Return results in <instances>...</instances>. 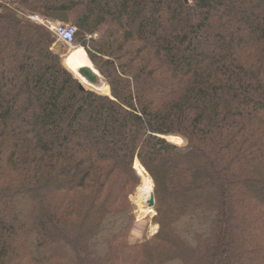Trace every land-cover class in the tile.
<instances>
[{"label": "trees", "instance_id": "obj_1", "mask_svg": "<svg viewBox=\"0 0 264 264\" xmlns=\"http://www.w3.org/2000/svg\"><path fill=\"white\" fill-rule=\"evenodd\" d=\"M30 14L77 28L111 98ZM0 264H264V0H0Z\"/></svg>", "mask_w": 264, "mask_h": 264}, {"label": "rangeland", "instance_id": "obj_2", "mask_svg": "<svg viewBox=\"0 0 264 264\" xmlns=\"http://www.w3.org/2000/svg\"><path fill=\"white\" fill-rule=\"evenodd\" d=\"M34 15H37V14H34ZM30 16H31V14L28 15V18ZM56 22H58V23H60L62 25H65V26H72V24L70 22H62L60 20H56ZM33 23H35V22H33ZM75 46L83 48L79 43L77 45H75ZM104 83L105 82L103 81V84ZM87 88L96 91L97 94L99 93L100 95H110L109 94L110 91H104V93H101L100 91H97L96 89H92L90 87H87ZM109 90H110V87H109ZM167 140H168L169 143H172V144H174V145H176L178 147H181V148H185L188 145V140L183 138V137H181V136H168ZM138 163H139V161L136 160L135 163H134V167H136L135 164H138ZM139 165L141 166L140 163H139ZM141 168L145 172V174L148 176L149 180L151 181V184H152V191L151 192L153 193L154 203H155V194H154L155 188H154L153 180H152L150 175L145 171V169L142 166H141ZM135 175H136V178H137V183L134 186L131 194L129 195V199H130V201H131V203H132V205L134 206V209H135L134 210V214L136 215V224H135L136 231L135 232L138 235H142V234L146 233L147 236L152 237L159 230V225H157L153 221V218L156 216V211H155L156 205H154V207L152 209L151 206H150V201H151L150 200V201L145 203V205H146L145 207L146 208H143V209L141 208L140 203L142 201V195L140 194V189H141V186H142V178H141L139 170H135Z\"/></svg>", "mask_w": 264, "mask_h": 264}, {"label": "bare ground", "instance_id": "obj_3", "mask_svg": "<svg viewBox=\"0 0 264 264\" xmlns=\"http://www.w3.org/2000/svg\"><path fill=\"white\" fill-rule=\"evenodd\" d=\"M62 50H65V45L62 46ZM83 66H91L90 60L87 57V54L85 50L81 47H77L71 56L67 59L65 67L76 75V77L79 78V80L85 85V87H90L92 89H96L97 91H100L101 93H104V91H110L107 85L101 84L100 87H92L90 86L83 78H81L78 73V69ZM136 168L139 170L141 178H142V186L140 189V194L142 195V201L140 203L141 208H146L145 203L151 200L152 197V184L149 180L148 176L145 174V172L140 168L139 163L135 164Z\"/></svg>", "mask_w": 264, "mask_h": 264}, {"label": "water", "instance_id": "obj_4", "mask_svg": "<svg viewBox=\"0 0 264 264\" xmlns=\"http://www.w3.org/2000/svg\"><path fill=\"white\" fill-rule=\"evenodd\" d=\"M65 45V50H62V46ZM78 46H72L69 47L66 44H64L61 41H57L53 47V51L60 56L61 59V63L62 65L65 67L66 61L67 59L71 56V54L73 53V51L77 48ZM91 63V61H90ZM66 68V67H65ZM66 70H68L66 68ZM68 72L80 83V89L81 90H88V91H92V92H96L94 90H91L87 87H85V85L79 80L78 77H76L75 74H73L72 72H70L68 70ZM77 75H79L81 78H83L90 86L92 87H100L101 84L103 83V79L101 77V75L99 74V72L95 69V67L93 66V64L91 63V66H83L80 67L78 69V73ZM97 93V92H96ZM99 94V93H98ZM110 95H105L107 97L111 98V92H109ZM168 136H176V135H167V136H163V139L167 140ZM168 141V140H167ZM172 144V143H171ZM174 145V144H173ZM176 146V145H175ZM135 170H138L136 167H134ZM141 168V166H140ZM155 203H154V196L152 193V197H151V201H150V206L153 209Z\"/></svg>", "mask_w": 264, "mask_h": 264}, {"label": "built area", "instance_id": "obj_5", "mask_svg": "<svg viewBox=\"0 0 264 264\" xmlns=\"http://www.w3.org/2000/svg\"><path fill=\"white\" fill-rule=\"evenodd\" d=\"M29 20L38 23L49 30L57 41H61L69 47L75 46V36L77 28L74 26H65L56 21L46 20L38 15H31Z\"/></svg>", "mask_w": 264, "mask_h": 264}]
</instances>
